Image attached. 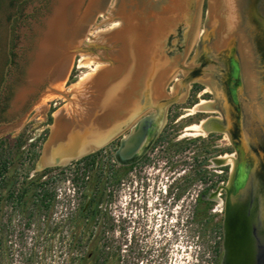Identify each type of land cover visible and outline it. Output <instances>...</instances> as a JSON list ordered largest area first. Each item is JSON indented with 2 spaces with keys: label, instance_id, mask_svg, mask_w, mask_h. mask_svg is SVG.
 <instances>
[{
  "label": "rangeland",
  "instance_id": "1",
  "mask_svg": "<svg viewBox=\"0 0 264 264\" xmlns=\"http://www.w3.org/2000/svg\"><path fill=\"white\" fill-rule=\"evenodd\" d=\"M11 1L3 0L0 4V82L7 63L9 32L12 35L13 55L0 107V142L3 146L0 152L4 156L6 152L8 154L10 165L5 176L7 182L15 183L16 188H20L24 182L38 178L44 180L49 176L43 177V170H37L36 165L44 142L50 132L52 134L65 120L64 116L71 110V105L58 94L43 87L45 79L40 80L41 85H38L40 82L34 86L28 84L33 52L41 41L40 32L45 30L44 22L53 17L52 10L54 14L58 3L56 5V0ZM174 1L124 0L126 5L133 7L130 12H122V15L133 21L132 27L139 33L144 28L141 16L138 15V10L143 5H146L147 12H159L172 8ZM113 2L114 0H67L65 5L71 3L72 7L68 12L78 29L77 33L83 28L87 36L94 31L109 29L108 26L94 25L102 20L99 16L101 8ZM16 12L19 13L18 18L11 28L9 19ZM89 15L94 17L88 19ZM168 18L160 19V22L168 25ZM114 23L111 28L119 25L126 27L121 23L113 26ZM149 26L152 27V23ZM205 28H211L212 32L204 44L205 50L201 51V36ZM126 29L130 31L129 28ZM129 33H133L132 30ZM104 34L106 33L99 36ZM111 43L105 39L103 44L111 46ZM230 45L241 80L238 101L242 122L238 134L248 143L253 155L260 154L264 157V0H197L180 63L200 69L201 78L190 84L186 93L182 91V100L170 108L158 144L147 157L145 171L140 169V165L135 166L119 185H109L110 195L102 205L107 214V220L102 225L104 236L111 244L112 251H119V264H211L215 261L213 242H217L221 253L222 231L221 236L204 231L201 224L192 217V212L197 196L205 188L204 183L195 180L198 170L204 171L212 182L217 181V187L221 181H228L229 173L236 166L233 154H230L234 157V164L231 163V166L220 167L211 163L213 158L228 155L231 151L232 144L226 130L230 124L221 122V116L209 118V125H221L220 132L223 135L212 133L199 136L187 129L208 116L199 113L191 115V109L202 101H205L200 105L202 110L205 109L202 106L209 104L216 111L218 108L214 104L218 101L227 111L219 90L223 88L221 80L229 55L226 52L227 46ZM234 59L228 64L236 69ZM60 63L59 58L58 68ZM101 68L103 65L95 56H69L61 63L57 76L49 79L50 88L77 102L76 94L82 93L76 92L78 88L83 91ZM181 78L183 72L177 70L168 78L164 92L170 94L174 88L177 93L179 86L175 81ZM203 83L205 87L201 86ZM204 91L211 92L214 97L210 94L202 95ZM161 94L155 90L154 98L159 99ZM119 142L120 137L95 152L98 154V162H103L106 167L118 168L120 165L114 154ZM173 144L181 146V151L170 148ZM209 152L210 155H207ZM34 154L38 156L34 157ZM171 164L173 167L169 168ZM71 170L63 176L65 179L60 177L55 185L61 203L56 205L51 214L45 215L44 219L36 221L31 227L25 226L22 216H13L11 225L15 227L14 233L2 232L1 236L4 244L2 264H62L65 247L71 241L67 215L83 203L84 196L94 188V172L74 184L66 179L71 178ZM5 194V187L0 188V195ZM67 201H70L69 206H66ZM211 202L216 221L222 226V203ZM216 208L219 211L214 212ZM10 215L8 204L0 202V225L4 226Z\"/></svg>",
  "mask_w": 264,
  "mask_h": 264
},
{
  "label": "water",
  "instance_id": "2",
  "mask_svg": "<svg viewBox=\"0 0 264 264\" xmlns=\"http://www.w3.org/2000/svg\"><path fill=\"white\" fill-rule=\"evenodd\" d=\"M58 1H55L56 5ZM196 1L175 0L172 8L159 12H147L146 5H143L138 10V15L141 16L144 28L138 33L132 27L133 21L119 15L130 12L133 6L126 5L124 0H114L113 4H105L101 8L99 16L102 20L94 25L108 26V30L94 36L89 33L85 36L82 28L72 41L67 39L63 42L61 63L69 56L86 54L95 56L103 68L95 74L81 94H76L77 102L50 88L51 77L45 80L43 87L67 100L71 110L64 116L60 130L54 134L50 132L44 142L37 170L65 167L94 154L119 137V146L114 154L118 165L128 166L142 158L162 131L169 108L182 100L179 94L164 92L168 78L177 70L183 72V78L176 80L175 84L184 93L190 84L201 78L200 69L180 63ZM178 9L181 10L180 14ZM93 17L89 15L88 19ZM166 17L172 21L168 25L160 22V19ZM116 21L126 26L125 29L121 26L111 28V24ZM150 23L152 27L149 28ZM126 28L133 33H129ZM211 32V28H205L202 32L201 51L205 50L204 44L209 40ZM103 33L106 34L100 37ZM105 39L112 42L111 46L103 44ZM137 46L141 48L138 49ZM226 52L229 54L225 66L227 70L228 63L234 59L231 45L227 46ZM11 60L9 56L0 95L7 82ZM235 63L236 85L233 86L232 98L229 97L227 86L219 90L227 111L218 101V109L213 111L222 117L221 122L230 124L226 130L237 154L236 166L230 172L227 183L207 195L208 200H216L214 194L218 195L221 190L226 192L221 254L216 264H264V157L260 154L253 155L248 143L238 134L242 122L238 101L241 80L236 60ZM41 84L42 82L38 85ZM155 90L162 93L159 99L154 98ZM215 161L211 160L212 164H217ZM242 173L245 176L242 188L237 194H229L228 186L237 183Z\"/></svg>",
  "mask_w": 264,
  "mask_h": 264
},
{
  "label": "trees",
  "instance_id": "3",
  "mask_svg": "<svg viewBox=\"0 0 264 264\" xmlns=\"http://www.w3.org/2000/svg\"><path fill=\"white\" fill-rule=\"evenodd\" d=\"M3 0H0V4ZM12 3L14 0L11 1ZM19 7L20 5L17 4ZM15 15V14H14ZM13 15V16H14ZM12 16V17H13ZM10 17L9 21H11ZM163 141V138L161 139ZM2 142H0V151L2 152ZM170 148L181 151L179 145H171ZM0 152V188L5 187V196L0 195V202L8 204L11 215L8 222L4 226L0 225V264H2L3 240L2 232L14 233L15 227L11 225L14 217L22 216L25 220V226L31 227L36 221L44 219L45 215L51 214L58 203L57 188L55 187L58 179H65L67 171L71 170V178H66L72 183L77 184L79 180L83 181L91 172H94V188L86 194L85 200L76 209L70 211L67 215V225L71 227L69 234L70 243L65 247V258L62 264H119V251H112V246L108 243L104 236L103 226L107 220L106 213L102 205L109 197V185H119L126 175L137 166L134 163L130 166H119L116 169L106 167L103 162H98L97 153L91 154L81 160L71 163L64 168H49L43 170V175H49L44 180L38 178L21 184L20 188H16L15 183H8L5 178L9 169V161L7 155ZM210 155V152L207 153ZM38 154H34L37 157ZM201 167V164L199 165ZM56 172L52 174V172ZM44 177V176H43ZM205 184L204 190L197 196L196 206L192 212V217L201 224L204 231L210 234H220L221 225L216 221V216L212 212V202L204 200L202 195L214 189L218 184L217 181L212 182L211 178L204 174V171L198 170V177L195 178ZM70 205V201L66 202ZM49 219V217H48ZM218 237L220 240L221 237ZM214 244L216 264L220 257V247L217 242Z\"/></svg>",
  "mask_w": 264,
  "mask_h": 264
},
{
  "label": "bare ground",
  "instance_id": "4",
  "mask_svg": "<svg viewBox=\"0 0 264 264\" xmlns=\"http://www.w3.org/2000/svg\"><path fill=\"white\" fill-rule=\"evenodd\" d=\"M65 1L67 2V0L58 1V5L56 6L54 10L53 17L46 22V29L44 30L43 35L41 36V41L39 39L40 41L39 47H37L35 52H33V59H32L30 69L28 72V84L30 86L37 85L42 79L46 80L49 77L57 76L58 69H59L57 62L61 56L60 51L62 49L61 46L63 42L67 41V39L72 41L78 35L77 33L78 29L76 28V25L73 24L74 20L72 19L71 14H69L68 12V9L70 10V8L72 7L71 3H68L67 5H65ZM76 1H79V0H76ZM120 16H123L122 13H120ZM167 22L168 24H170V22L172 21L169 20ZM119 24L120 23H114L113 26H117ZM78 28H81V26H79ZM92 33H93L92 35L94 36V35L99 34L100 31H94ZM81 80L83 81L84 79H81ZM76 86H79V85H76ZM80 91L82 92V90L78 88L76 92H80ZM171 92L172 94L176 93V90H174L173 88ZM176 94H179L180 96H182V90H180V87ZM157 95L158 94L156 93V96ZM61 126H63V124L58 126V128L52 134L58 132ZM187 130L194 132L195 135L205 134V131L201 125L191 126ZM215 162H217V164L213 163L214 166L229 165L223 162L222 160H216ZM241 170L243 169L241 168ZM244 180H245V176L242 173L237 183H235L234 185L228 186V193L237 194L239 190L242 188L244 184ZM213 196L216 198L217 202L221 201L220 199H218L217 194H214Z\"/></svg>",
  "mask_w": 264,
  "mask_h": 264
},
{
  "label": "flooded vegetation",
  "instance_id": "5",
  "mask_svg": "<svg viewBox=\"0 0 264 264\" xmlns=\"http://www.w3.org/2000/svg\"><path fill=\"white\" fill-rule=\"evenodd\" d=\"M18 12H16L15 13V15L12 17V19H11V23H10V26H11V28L16 24V21H17V18H18ZM11 31V30H10ZM8 45H9V50H8ZM8 45H7V63H6V66H7V64H8V62H9V56H11V58H12V60H11V64H10V67H9V69L11 68V66H12V64H13V55H12V35H11V33H10V39L8 40ZM5 66V67H6ZM232 71H231V70ZM234 70L235 69H233L230 65H228V67H227V70H225V72H223V75H222V80H221V82H223L222 83V86L224 87H226L227 86V92L229 93V97L230 98H232V90H233V88L235 87V85H236V73H234ZM2 81H3V78L1 79V82H0V87H1V84H2ZM234 84V85H233ZM201 86L202 87H205L206 85H204V83L203 84H201ZM234 86V87H233ZM209 88L210 89H212V87L209 85ZM3 90H4V88H3ZM3 90L1 91V95H0V107H1V101H2V93H3ZM207 94H210V96H212V97H214L213 96V94L211 93V92H209V91H204L203 92V94L202 95H207ZM205 101H202L199 105H197V106H195L193 109H191V115L192 114H195V113H199V114H203V115H208V116H205V120H207V121H205V120H203V121H200V123L199 124H197V125H201L202 127H203V129H204V131H205V134L204 135H199V136H205V135H207V134H212V133H218V132H220V131H222V128L220 127L221 125H209V123H208V121H209V118L208 117H211V118H215V117H218L219 116V114L218 113H216V112H206V111H213V109L210 107V105L208 106V105H206V107L205 106H202V108H205L204 110H202V109H200V105H203V103H204ZM209 102V101H208ZM214 103H215V101H213ZM234 103V102H233ZM176 105V104H175ZM215 105V107L216 108H218V105L215 103L214 104ZM174 106V105H173ZM173 106H171L170 108H172ZM170 108H169V110H170ZM211 108V109H210ZM169 110H168V112H169ZM168 112H167V115H168ZM217 114V115H216ZM206 118H208V119H206ZM166 121H167V117H166ZM0 123H1V121H0ZM165 126V125H164ZM194 126V125H193ZM164 128V127H163ZM163 130V129H162ZM162 132V131H161ZM161 132H160V134H161ZM160 134L158 135V137L156 138V140L152 143V145L148 148V150L144 153V155L142 156V158L138 161V162H136L137 163V166L138 165H140V169H142L143 171H145V167H146V162H147V157L149 156V153H150V151L151 150H154L156 147V144H158L157 142H158V139H159V137H160ZM219 134H222V133H219ZM223 135V134H222ZM231 151H230V153L228 154V155H223V156H218V157H216V158H213V159H215V160H222L223 162H225V163H227V164H229L230 166H231V163H233L234 164V157H233V155L235 156V159L237 160V154H236V152H235V149H234V147L231 145V149H230ZM230 154H233V155H230ZM212 159V160H213ZM230 160V161H229ZM229 162V163H228ZM150 163V162H149ZM212 163V162H211ZM132 165V164H131ZM186 166L188 165V164H185ZM128 166H130V165H128ZM226 166H228V165H226ZM229 166V167H230ZM173 166H172V164L170 165V167L169 168H172ZM222 167H225V166H222ZM229 175H230V173H229ZM228 179H229V177H228ZM200 182V181H199ZM222 183L220 184V185H218L214 190L212 189V190H210V191H208L207 193H205V194H203L202 195V198L204 199V200H208L207 199V195L210 193V192H215L221 185H225L226 183H225V181L223 180V181H221ZM201 184H202V182H201ZM204 189H202V191H203ZM201 191V192H202ZM200 192V193H201ZM218 199H220L221 200V202H222V207H221V209H220V211L222 212V214H223V218H224V203H225V199H226V192L224 191V190H221V191H219V194H218ZM208 201H214V202H216L217 203V200H208ZM218 204V203H217ZM216 211H219L217 208L215 209V211L214 212H216ZM222 225H223V219H222ZM222 227V226H221ZM221 241H222V238H221ZM222 246V245H221ZM221 254V253H220Z\"/></svg>",
  "mask_w": 264,
  "mask_h": 264
}]
</instances>
